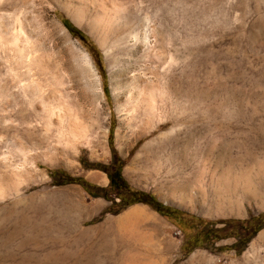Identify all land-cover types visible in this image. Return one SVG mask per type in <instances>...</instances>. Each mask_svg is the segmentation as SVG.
Segmentation results:
<instances>
[{
    "label": "rangeland",
    "instance_id": "1",
    "mask_svg": "<svg viewBox=\"0 0 264 264\" xmlns=\"http://www.w3.org/2000/svg\"><path fill=\"white\" fill-rule=\"evenodd\" d=\"M63 19L89 37L103 71ZM112 149L132 189L244 223L188 251L201 229L188 216L177 222L145 204L113 214L78 184L54 185L50 171L63 170L108 187L107 173L82 159L108 166ZM262 213L264 0H0V264H48V253L92 264H264V219L250 220ZM250 222L261 229L238 253Z\"/></svg>",
    "mask_w": 264,
    "mask_h": 264
},
{
    "label": "trees",
    "instance_id": "2",
    "mask_svg": "<svg viewBox=\"0 0 264 264\" xmlns=\"http://www.w3.org/2000/svg\"><path fill=\"white\" fill-rule=\"evenodd\" d=\"M64 25L68 28L70 33L82 40L89 48L90 52L94 56L98 67L103 71L102 68V55L95 45L91 42L89 37L77 26H75L70 20L63 19ZM105 76V75H104ZM105 91L108 92V88L105 86ZM112 131V130H111ZM110 144H112V134L110 135ZM114 154V159L112 163L108 166L100 164L88 163L85 159H82V163L86 167H92L107 173L109 177L108 187H99L97 185L89 183L85 178L72 176L63 170H52L50 171V176L53 180L54 185H66V184H78L82 186L87 192H91L92 196H102L106 200L111 201L112 204L108 207L107 211L113 214H118L124 209L136 205L145 204L159 212L160 214L174 218L175 221L179 222L184 216H188L189 219L200 226L201 229L192 238H187L182 246L183 250L192 251L196 247H204L208 245H213L216 241L225 239L228 237L229 233L227 230L230 227L241 226L244 222L235 220L226 221H211L200 216L187 214L183 210L166 205L159 201V199L151 194L150 192L134 190L129 187L128 183L123 177L122 169L124 162L115 154V150L112 149ZM264 219V213L257 216L251 217L250 220L259 222ZM222 226L219 227L218 225ZM261 229L260 226L253 227L248 223L244 227V231L238 235L237 242L232 246V249L236 252H242L246 245L251 241V239L256 235V233Z\"/></svg>",
    "mask_w": 264,
    "mask_h": 264
},
{
    "label": "bare ground",
    "instance_id": "3",
    "mask_svg": "<svg viewBox=\"0 0 264 264\" xmlns=\"http://www.w3.org/2000/svg\"><path fill=\"white\" fill-rule=\"evenodd\" d=\"M87 61H88V64H89V67L90 69L92 70V72L94 73V76H95V79H96V82L98 83L99 85V89L102 90V84H101V81H100V78L99 76L97 75V73L95 72V69H94V66L92 65V63L90 62V59L89 57H87ZM102 92V91H101ZM147 147V146H144V148ZM90 179L93 180V181H100L102 180V176L101 175H97V174H94V175H91L90 176ZM74 227V226H73ZM32 232H34V234H37V235H42V234H49L50 231L49 230H46V229H42L40 230L38 227H33L32 229ZM58 230V229H57ZM75 230L78 232V237H81L83 236L84 234V230L79 228V227H75ZM64 241V237L60 234H56L55 235V242L56 243H59V242H62ZM78 242V241H77ZM77 245V244H76ZM71 253H66L65 256L63 257H58L56 255H54L53 253H48L47 256L43 259V262H46L48 264H92L91 262L90 263H81L79 261H73L72 259V256H70ZM64 261V262H63Z\"/></svg>",
    "mask_w": 264,
    "mask_h": 264
},
{
    "label": "water",
    "instance_id": "4",
    "mask_svg": "<svg viewBox=\"0 0 264 264\" xmlns=\"http://www.w3.org/2000/svg\"><path fill=\"white\" fill-rule=\"evenodd\" d=\"M165 204V203H164Z\"/></svg>",
    "mask_w": 264,
    "mask_h": 264
}]
</instances>
